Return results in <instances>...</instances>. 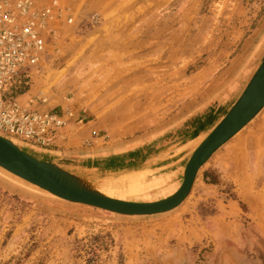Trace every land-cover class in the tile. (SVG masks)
Returning a JSON list of instances; mask_svg holds the SVG:
<instances>
[{
	"label": "rangeland",
	"instance_id": "374dc122",
	"mask_svg": "<svg viewBox=\"0 0 264 264\" xmlns=\"http://www.w3.org/2000/svg\"><path fill=\"white\" fill-rule=\"evenodd\" d=\"M52 1L33 0L40 9ZM52 11L40 29L38 71L5 95L34 110L74 112L57 139L97 153L75 166L66 162L72 156L53 162L63 170L126 201L169 196L205 137L182 150L169 143L184 118L203 109L194 102L206 85L198 70L212 58L222 69L247 43L248 52L258 44L264 53V0H56ZM4 136L51 162L56 142L40 148ZM139 142L140 159L126 166L117 153ZM263 143L264 108L200 169L181 205L153 216L66 202L0 168V264H264ZM220 154L223 175L211 170ZM244 172L253 178L248 198Z\"/></svg>",
	"mask_w": 264,
	"mask_h": 264
},
{
	"label": "water",
	"instance_id": "95a60500",
	"mask_svg": "<svg viewBox=\"0 0 264 264\" xmlns=\"http://www.w3.org/2000/svg\"><path fill=\"white\" fill-rule=\"evenodd\" d=\"M264 106V54L244 89L190 154L179 188L153 202H136L108 197L80 177L53 162L41 161L0 136V168L20 180L47 191L66 202L97 208L122 216H153L167 213L188 197L199 169L214 152L243 128Z\"/></svg>",
	"mask_w": 264,
	"mask_h": 264
},
{
	"label": "built area",
	"instance_id": "2783aa9c",
	"mask_svg": "<svg viewBox=\"0 0 264 264\" xmlns=\"http://www.w3.org/2000/svg\"><path fill=\"white\" fill-rule=\"evenodd\" d=\"M55 4L53 0L40 9L33 0H0V134L40 148L54 146L59 131L74 120V112L30 109L5 94L38 71L45 53L40 29L52 17Z\"/></svg>",
	"mask_w": 264,
	"mask_h": 264
},
{
	"label": "crops",
	"instance_id": "0c3cea01",
	"mask_svg": "<svg viewBox=\"0 0 264 264\" xmlns=\"http://www.w3.org/2000/svg\"><path fill=\"white\" fill-rule=\"evenodd\" d=\"M262 39H263L262 41H264V36ZM262 48L263 47H259V45L257 44L254 46L253 51L248 52L247 51L248 43H247L238 51V53H234L231 59H229V62L227 64H224V67L222 69L217 59L212 58V60L211 59L208 60L206 64L203 65L198 70L197 77H199L206 85L204 86L205 88H203V90L201 91L200 100L194 102L197 104L202 103L203 105L201 106V109L202 108L203 109L199 110V112L189 113V115L186 118H184L179 128H177V130L173 132V136L171 137L169 143H173V142L176 143L175 145H179L180 149L182 150L186 147H189L190 144L195 140L200 139L205 134L210 132V130L213 128L216 122L220 120V118L227 112L230 106L234 103V101L236 100V98L238 97V95L241 93L244 86L248 82L249 78L255 71L254 70L256 69L254 68L255 62L261 59V57L264 54L261 51ZM233 51L235 52V49ZM219 69H221V73L219 75H216ZM148 97L149 96H143V97L138 96L139 99L141 98L140 100ZM135 98H137V96ZM149 98H151V96ZM213 108L214 111L211 112ZM203 112L205 113L208 112V113L207 114L204 113L205 115L202 116L201 113ZM136 116L139 115L137 114ZM185 122H187L186 125H184ZM91 123H92L91 121L87 123L86 127H89ZM242 141L243 140L240 139L238 142H236L237 144H235L234 157H236V153L238 149H241L240 147L238 148V146L239 145L241 146ZM75 142L77 143V141ZM69 144H70V140L67 143H63L61 139H57L55 148L52 149V152H49L48 154L49 161L51 162L63 161L65 157L72 156L71 157L72 160L70 159L69 161L66 162L69 163L70 165L75 166L77 164L76 161H78L77 159L83 157V155L88 154L91 157L95 155V153H97V152L94 153L95 150L93 149L88 151V148L85 150H70L68 149ZM144 144L145 142H143V144L139 142L130 148L129 146L128 147L125 146L117 154H119L120 158L123 159L127 158L125 159L126 160L125 165L128 166L132 162L134 161L137 162L140 159L139 156H141V153L138 154L137 152L138 149H142L144 147L143 146ZM232 149L233 148L230 147V150ZM240 151L242 154L244 153L242 149ZM109 155H111V153L107 154L108 158ZM221 156L222 154L216 156V159L211 165L212 166L211 170L216 171L219 175L225 174L224 166H223L224 163L222 162V158H219ZM242 167H244V164L242 165ZM238 171L240 173L239 169ZM240 175L241 177L239 178V180L242 187V191H241L242 196L248 198L250 196V191H252L253 178L248 174H246L245 172ZM202 182L204 183V185H206L204 181ZM209 184L210 183H208V185ZM237 190L238 188L234 189V191ZM237 196H239V194H237ZM238 198L241 199V195ZM231 204L235 205L232 200H230V205ZM225 212H226L225 215L229 213V211L227 210H225ZM231 213L237 214L236 208L234 206H232Z\"/></svg>",
	"mask_w": 264,
	"mask_h": 264
},
{
	"label": "bare ground",
	"instance_id": "6f19581e",
	"mask_svg": "<svg viewBox=\"0 0 264 264\" xmlns=\"http://www.w3.org/2000/svg\"><path fill=\"white\" fill-rule=\"evenodd\" d=\"M244 87H245V86H244ZM243 89H244V88H243ZM263 108H264V106L260 109V111H261ZM70 111H71V110H70ZM260 111H259V112H260ZM259 112H258V113H259ZM258 113H257V114H258ZM257 114H256V115H255L250 121H252V120L257 116ZM220 119H221V118H220ZM250 121H249V122H250ZM218 122H219V120L216 122V124H217ZM249 122H248V123H249ZM248 123H247V124H248ZM216 124H215V125H216ZM247 124H246V125H247ZM215 125H214V126H215ZM246 125H245V126H246ZM214 126H213V127H214ZM245 126H244V127H245ZM244 127H243V128H244ZM243 128H241V129H243ZM241 129H240V130H241ZM240 130H239V131H240ZM239 131H238V132H239ZM238 132H237V133H238ZM237 133H236V134H237ZM207 134H208V133H207ZM207 134H205L204 136L206 137ZM236 134H235V135H236ZM235 135H234V136H235ZM0 136L3 137V138H5V139H7V138H6L4 135H2V134H0ZM234 136H233V137H234ZM205 137H204V138H205ZM233 137H231V138H233ZM204 138H203V139H204ZM231 138H230V139H231ZM230 139H229V140H230ZM7 140H10V139H7ZM229 140H228V141H229ZM10 141H12V140H10ZM201 141H202V140H201ZM228 141H227V142H228ZM12 142H13V141H12ZM227 142H226V143H227ZM13 143H14V142H13ZM226 143H225V144H226ZM14 144H15V143H14ZM199 144H200V143H199ZM199 144H198V145H199ZM15 145L19 148V146H18L17 144H15ZM198 145H197V146H198ZM263 145H264V143H263ZM197 146H196V147H197ZM196 147H194L193 149H191V151L189 152V156H190V154L195 150ZM221 147H222V146H221ZM221 147H220V148H221ZM260 147H261V146H260ZM220 148H219V149H220ZM263 148H264V147H262V149H263ZM19 149L22 150L21 148H19ZM219 149H217L216 151H218ZM259 149L261 150V148H259ZM22 151L25 152L24 150H22ZM216 151H215V152H216ZM258 151H259V150H258ZM261 151H262V150H261ZM215 152H214V153H215ZM240 152H241V151H240ZM25 153H26V152H25ZM27 154H29V153H27ZM241 154H242V153H240V155H241ZM29 155H30V154H29ZM212 155H213V154H212ZM212 155H211V157H212ZM31 156H32V155H31ZM242 156H243V155H242ZM242 156H241V157H242ZM211 157H210V158H211ZM239 157H240V156H239ZM210 158L208 159V161L210 160ZM187 160H188V159H187ZM208 161H207V162H208ZM186 162H187V161H186ZM186 162H185V164H186ZM207 162H206V163H207ZM185 164H184V165H185ZM184 165H183V168H184ZM204 165H205V164H204ZM204 165H203V166H204ZM203 166H202V167H203ZM202 167H201V168H202ZM201 168H200V169H201ZM200 169H199V171H200ZM183 170H184V169H182L181 181H182V177H183ZM199 171H198V172H199ZM9 174H10V173H9ZM197 174H198V173H197ZM13 176H14V175H13ZM14 177H15V176H14ZM196 177H197V175H196ZM16 178H17V177H16ZM18 179H19V178H18ZM195 179H196V178H195ZM181 181H180V184H181ZM194 181H195V180H194ZM26 183H27V182H26ZM27 184H29V183H27ZM180 184H179V186H180ZM193 184H194V183H193ZM29 185L32 186L33 188H36L37 190H39V191H41V192H43V193L50 194V193H48L47 191H44V190L39 189L37 186H34V185H32V184H29ZM89 185H90V184H89ZM90 186H91V185H90ZM179 186L177 187V189L179 188ZM192 186H193V185H192ZM91 187H92V186H91ZM94 189H95V188H94ZM177 189H176V190H177ZM191 189H192V188H191ZM176 190H175L174 192H176ZM98 191H99L100 193H102V194L108 196V197L115 198V197H112L111 195H109L107 192H103L102 190H98ZM174 192H172L170 195H172ZM190 192H191V191H190ZM189 194H190V193H189ZM50 195H52V194H50ZM170 195H169V196H170ZM52 196H53V197H56V196H54V195H52ZM167 197H168V196H167ZM56 198H57V197H56ZM165 198H166V197H165ZM115 199H118V198H115ZM163 199H164V198H163ZM119 200H122V199H119ZM160 200H161V199H160ZM157 201H158V200H157ZM152 202H153V201H152ZM74 204H75V203H74Z\"/></svg>",
	"mask_w": 264,
	"mask_h": 264
}]
</instances>
